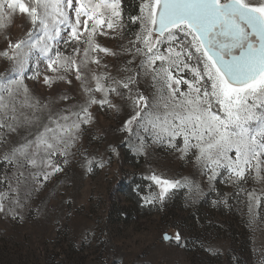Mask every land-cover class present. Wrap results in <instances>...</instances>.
<instances>
[{
	"label": "rangeland",
	"instance_id": "rangeland-1",
	"mask_svg": "<svg viewBox=\"0 0 264 264\" xmlns=\"http://www.w3.org/2000/svg\"><path fill=\"white\" fill-rule=\"evenodd\" d=\"M140 2L122 0L123 28L110 32L105 27L108 34L94 38L116 55L92 53L100 65L89 64L85 81L77 80L74 72L58 79L61 73L48 71L36 54L19 76L0 56V78L21 79L33 102L48 105L45 117L49 111H79L88 100L85 84L95 88L94 73L110 77L101 81L106 86H112L113 79L135 77L139 58L127 62L135 53L129 42L141 31L139 22H130L139 15ZM3 23L0 52L8 40L16 42L32 28L18 11ZM55 47L72 55V46L62 41ZM45 75L52 78L50 86L44 83ZM130 87L133 96L137 90L153 94L150 78L142 73ZM119 91L92 93L97 101L107 96L109 103L90 104L91 120L81 125L68 163L59 157L62 171L42 186L34 185L38 190L22 198V206L3 201L0 264H264V173L257 178L253 171L238 180L220 167L210 179L213 171L197 161L195 149L183 155L177 150L183 148L182 137L173 141V148L154 141L151 132L135 123L125 129L134 109L129 91ZM6 171L0 166V177ZM153 174L179 184L160 200L161 189L150 179ZM6 187L0 184V191Z\"/></svg>",
	"mask_w": 264,
	"mask_h": 264
},
{
	"label": "snow or ice",
	"instance_id": "snow-or-ice-1",
	"mask_svg": "<svg viewBox=\"0 0 264 264\" xmlns=\"http://www.w3.org/2000/svg\"><path fill=\"white\" fill-rule=\"evenodd\" d=\"M17 11L28 18L32 28L16 42L8 40L0 56L12 63L18 76L36 54L38 63H45L48 71L61 73L58 79L74 72L83 82L89 64L100 65L92 53L116 55L94 38L107 35L105 27L110 32L123 28L122 0H0V28L4 19ZM130 22L141 26L135 40L129 42L135 53L127 63L139 58L135 77L113 79L112 86H106L101 81L110 77L94 73L95 88L85 84L88 100L79 111H49L45 117L48 105L33 102L21 79L0 78V166L7 170L0 177V184H7L6 190L0 191V212L5 210L3 201L22 206V198L38 190L34 185L42 186L63 170L59 157L68 163L81 125L91 120L90 104L109 103L107 96L97 101L92 93L120 95L121 87L129 91L134 109L125 129L135 123L151 132L154 141H166L173 148V141L182 137L183 148L177 150L183 155L195 149L197 161L212 169L210 179L220 167L238 180L253 171L261 178L264 0H141L139 15ZM61 41L72 46V55L55 47ZM141 73L150 78L151 96L138 90L131 95L130 86L138 83ZM51 80L45 75L46 85L50 86ZM233 152L234 157L229 155ZM150 179L161 189L160 200L179 184L155 174ZM164 238L169 239L167 235Z\"/></svg>",
	"mask_w": 264,
	"mask_h": 264
}]
</instances>
